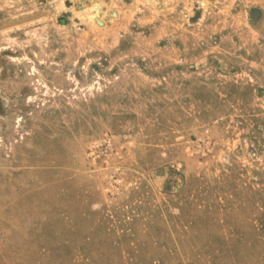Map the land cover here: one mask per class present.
Wrapping results in <instances>:
<instances>
[{"label": "rangeland", "instance_id": "rangeland-1", "mask_svg": "<svg viewBox=\"0 0 264 264\" xmlns=\"http://www.w3.org/2000/svg\"><path fill=\"white\" fill-rule=\"evenodd\" d=\"M0 235L264 264V0H0Z\"/></svg>", "mask_w": 264, "mask_h": 264}, {"label": "crops", "instance_id": "crops-1", "mask_svg": "<svg viewBox=\"0 0 264 264\" xmlns=\"http://www.w3.org/2000/svg\"><path fill=\"white\" fill-rule=\"evenodd\" d=\"M209 106V105H208ZM65 221V219H63ZM35 238V236H34ZM5 236L3 235H0V243L1 242H5ZM14 250H6V251H2L0 249V256H4V255H10V256H23V253L20 250H15V252H13ZM9 252V253H8ZM31 256H35V257H41V258H68L70 257V253L69 251L67 250H61V249H58V250H37L35 251V253Z\"/></svg>", "mask_w": 264, "mask_h": 264}]
</instances>
